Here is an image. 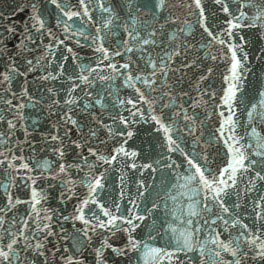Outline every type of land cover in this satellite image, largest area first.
Returning a JSON list of instances; mask_svg holds the SVG:
<instances>
[{
    "label": "snow or ice",
    "instance_id": "6c2138e0",
    "mask_svg": "<svg viewBox=\"0 0 264 264\" xmlns=\"http://www.w3.org/2000/svg\"><path fill=\"white\" fill-rule=\"evenodd\" d=\"M0 264H264V0H0Z\"/></svg>",
    "mask_w": 264,
    "mask_h": 264
}]
</instances>
